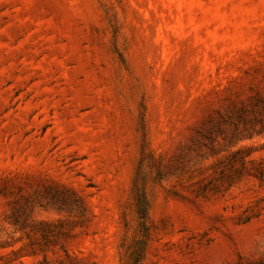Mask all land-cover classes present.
I'll return each instance as SVG.
<instances>
[{
    "label": "rangeland",
    "instance_id": "rangeland-1",
    "mask_svg": "<svg viewBox=\"0 0 264 264\" xmlns=\"http://www.w3.org/2000/svg\"><path fill=\"white\" fill-rule=\"evenodd\" d=\"M0 264H264V0H0Z\"/></svg>",
    "mask_w": 264,
    "mask_h": 264
},
{
    "label": "trees",
    "instance_id": "trees-1",
    "mask_svg": "<svg viewBox=\"0 0 264 264\" xmlns=\"http://www.w3.org/2000/svg\"><path fill=\"white\" fill-rule=\"evenodd\" d=\"M134 190L136 191L135 193V206H136V211L141 219V227L145 231L144 233L146 234L147 232V215H148V198H147V193H146V188L145 185H139L137 181H134ZM140 246L138 248V255L135 258L136 260H140L144 248V241L141 239L139 242Z\"/></svg>",
    "mask_w": 264,
    "mask_h": 264
}]
</instances>
